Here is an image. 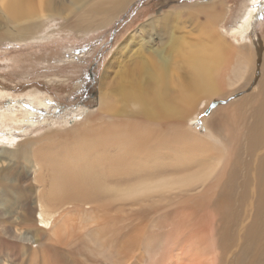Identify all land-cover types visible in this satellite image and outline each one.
<instances>
[{
	"label": "bare ground",
	"instance_id": "1",
	"mask_svg": "<svg viewBox=\"0 0 264 264\" xmlns=\"http://www.w3.org/2000/svg\"><path fill=\"white\" fill-rule=\"evenodd\" d=\"M91 1L7 0L14 21L48 20L0 38L69 11L64 29H108L134 2ZM251 1L231 39L194 20L195 37L178 15L145 24L159 46L124 41L81 119L43 116L53 102L40 93L25 110L0 103V264H264V40L247 41L262 0ZM245 88L199 135L200 106Z\"/></svg>",
	"mask_w": 264,
	"mask_h": 264
},
{
	"label": "rangeland",
	"instance_id": "2",
	"mask_svg": "<svg viewBox=\"0 0 264 264\" xmlns=\"http://www.w3.org/2000/svg\"><path fill=\"white\" fill-rule=\"evenodd\" d=\"M5 1L7 0H0V33L8 31L12 23L15 24L14 29H20L46 19L44 15L43 18L35 16L34 20L14 21L4 9ZM54 1L56 3L62 1L65 5L70 3V0ZM86 1L84 0L85 3ZM209 2L218 3V7L225 9L227 13L225 12L224 18H219L214 11L206 10V4ZM252 2L251 0H134L128 10L108 29L94 28L78 32L64 29L73 21L71 11L69 14L66 13L67 15L59 14L60 17L52 19L47 24L48 19H46L43 26L47 25V27L34 36H27L18 41L0 38V93L8 97L4 99L2 96L0 103L5 107L19 106L21 110H25L24 106H30L26 100L27 96L40 93L53 102L50 110H43V113L45 112L43 116L47 115V118L58 120H63L65 117L68 119L70 117L69 120L81 119L82 110L96 112L98 109L102 77L107 65L114 60L116 51L124 41L128 42L132 36H138L140 40L152 37L154 45L152 49L159 46L160 39L157 35L140 33V29L145 24L169 15H178L188 31L195 27V37L203 33L199 32L198 24L189 26L194 20L202 23L209 21L211 25H217L221 33L231 39L233 27L240 21L239 18ZM49 6L54 7V4ZM56 6L59 7L58 4ZM202 7L204 12H199ZM255 8L258 14L246 35L249 42L264 40V0ZM182 35L184 34L177 36ZM195 39L198 41V38ZM137 49L139 48H134V51ZM110 75L113 77L114 72ZM259 77L260 75L256 77L257 80ZM238 84L239 86L229 88V92L239 90L245 85L242 82ZM245 90L246 88L239 91V94H233L231 98L213 97L204 102L196 115V121L201 122L199 135L205 137L204 120L208 116L221 106L224 107L249 92V89L246 90L247 92ZM10 99L21 100L23 106L19 103H11Z\"/></svg>",
	"mask_w": 264,
	"mask_h": 264
},
{
	"label": "water",
	"instance_id": "3",
	"mask_svg": "<svg viewBox=\"0 0 264 264\" xmlns=\"http://www.w3.org/2000/svg\"><path fill=\"white\" fill-rule=\"evenodd\" d=\"M213 106H215V105H213Z\"/></svg>",
	"mask_w": 264,
	"mask_h": 264
}]
</instances>
